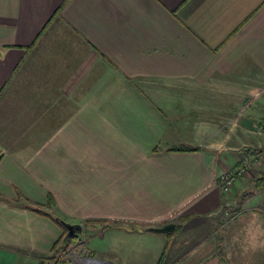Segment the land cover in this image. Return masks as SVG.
<instances>
[{"label":"crops","instance_id":"obj_1","mask_svg":"<svg viewBox=\"0 0 264 264\" xmlns=\"http://www.w3.org/2000/svg\"><path fill=\"white\" fill-rule=\"evenodd\" d=\"M263 116L264 0H0V264H52L51 199L149 264H264Z\"/></svg>","mask_w":264,"mask_h":264},{"label":"rangeland","instance_id":"obj_2","mask_svg":"<svg viewBox=\"0 0 264 264\" xmlns=\"http://www.w3.org/2000/svg\"><path fill=\"white\" fill-rule=\"evenodd\" d=\"M182 133L189 137V135L187 134L189 133V131L187 133L185 132ZM162 140L163 141L160 144L164 145L166 139L163 138ZM249 161H252L251 157ZM255 169L259 170V168H255ZM254 184H253V188H255ZM255 189H259V188H255ZM248 194H250V191H247V194L245 195H242V193L237 194V197L234 199L232 195V199L233 201L241 204L243 203L245 198H247ZM48 207L51 212V210L53 209L52 206L48 205ZM51 213L54 214L53 212ZM55 216L57 217V215ZM60 218L62 222L67 223L64 217H60ZM150 227H160V226L152 225ZM85 228L86 227L82 226V232L78 234V237L82 239V242H84L88 248H91L96 252V256L98 258H105V256H108L111 259L117 260V262L121 264H149V254L144 255L141 253L139 254L138 252L144 246L150 245L151 242L149 241L145 242V240H140L139 238H135V236H130L129 234L127 235L126 233L123 234L122 232L105 231L102 232L103 234H100V232H91L88 230L86 231ZM153 234L163 235L157 233H153ZM79 241L80 240L75 241L73 245L76 242L79 243ZM172 246L173 243H168V244L167 242L165 243L161 252V256H163V262H162L163 264L166 262V259L169 257L168 253L171 251ZM73 250L77 251L78 255L80 256H83L84 254V248L82 247V244L77 245L76 247H74ZM73 250H71V253Z\"/></svg>","mask_w":264,"mask_h":264},{"label":"trees","instance_id":"obj_3","mask_svg":"<svg viewBox=\"0 0 264 264\" xmlns=\"http://www.w3.org/2000/svg\"><path fill=\"white\" fill-rule=\"evenodd\" d=\"M197 149H199V147L179 146V147H172L169 150H197ZM246 151L248 153L254 154V155H258V154L264 155V146L258 147L255 149L248 148ZM254 186H255V188H259V189L264 187V170L261 173V175L256 178ZM53 204H54V201L51 199L49 201L48 205L51 206ZM227 208L228 207H226V210H228ZM34 211H36L40 214H43V215H47L56 224H58L59 227L63 230V234L61 235V238L55 243L56 251L49 257V261L52 264H67L68 252L71 250L73 243L75 241L80 240L78 237V234H76L74 236H68L67 235L68 231L64 225V222H62V220L60 218L56 217L51 212L44 211V210L39 209V208H34ZM183 221H184V217L179 218V223H177L176 229L172 232H169V234L176 233L179 230H181L183 227ZM105 222H106L105 219H85L83 222V227H88L91 223L105 224ZM162 262H163V256H161L158 264H163Z\"/></svg>","mask_w":264,"mask_h":264},{"label":"built area","instance_id":"obj_4","mask_svg":"<svg viewBox=\"0 0 264 264\" xmlns=\"http://www.w3.org/2000/svg\"><path fill=\"white\" fill-rule=\"evenodd\" d=\"M260 128L264 130V116L260 122ZM250 160V157H245L243 159L242 165L237 168L236 171L233 172H223L219 175V183L221 186L224 187H231L235 181V179L238 177V175L243 174L246 171V166ZM67 264H89L87 261V258L84 256H80L77 253H74L72 251L68 252L67 257Z\"/></svg>","mask_w":264,"mask_h":264},{"label":"water","instance_id":"obj_5","mask_svg":"<svg viewBox=\"0 0 264 264\" xmlns=\"http://www.w3.org/2000/svg\"><path fill=\"white\" fill-rule=\"evenodd\" d=\"M64 225L68 231V236H74L76 234H79L82 232V225L81 224H71V223H65ZM176 229V223L175 222H168L165 223L163 226L160 227H147L145 230L151 231V232H157V233H169Z\"/></svg>","mask_w":264,"mask_h":264}]
</instances>
